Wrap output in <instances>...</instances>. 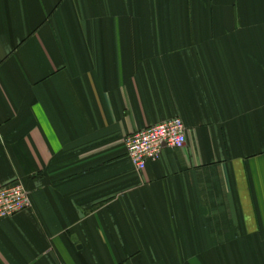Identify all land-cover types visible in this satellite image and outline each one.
Returning a JSON list of instances; mask_svg holds the SVG:
<instances>
[{"label": "crops", "instance_id": "0c3cea01", "mask_svg": "<svg viewBox=\"0 0 264 264\" xmlns=\"http://www.w3.org/2000/svg\"><path fill=\"white\" fill-rule=\"evenodd\" d=\"M180 117L136 170L125 137ZM0 264H264V0H0Z\"/></svg>", "mask_w": 264, "mask_h": 264}, {"label": "built area", "instance_id": "2783aa9c", "mask_svg": "<svg viewBox=\"0 0 264 264\" xmlns=\"http://www.w3.org/2000/svg\"><path fill=\"white\" fill-rule=\"evenodd\" d=\"M186 141L185 125L173 117L131 133L125 137L126 155L141 171L147 162L157 160L164 148H179ZM31 206L29 193L21 182L0 187V218L18 214Z\"/></svg>", "mask_w": 264, "mask_h": 264}, {"label": "trees", "instance_id": "16d2710c", "mask_svg": "<svg viewBox=\"0 0 264 264\" xmlns=\"http://www.w3.org/2000/svg\"><path fill=\"white\" fill-rule=\"evenodd\" d=\"M16 182V181H15ZM14 183V182H13Z\"/></svg>", "mask_w": 264, "mask_h": 264}]
</instances>
